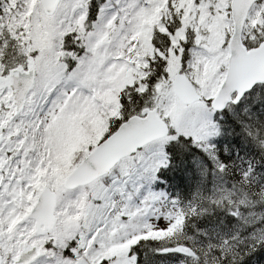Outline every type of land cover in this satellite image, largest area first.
<instances>
[{"label":"snow or ice","instance_id":"snow-or-ice-1","mask_svg":"<svg viewBox=\"0 0 264 264\" xmlns=\"http://www.w3.org/2000/svg\"><path fill=\"white\" fill-rule=\"evenodd\" d=\"M0 264H264V0H0Z\"/></svg>","mask_w":264,"mask_h":264},{"label":"rangeland","instance_id":"rangeland-1","mask_svg":"<svg viewBox=\"0 0 264 264\" xmlns=\"http://www.w3.org/2000/svg\"><path fill=\"white\" fill-rule=\"evenodd\" d=\"M100 118L94 111L82 113L67 127L56 131L53 137L54 159L59 165L72 155L73 149L85 142L92 131L99 125Z\"/></svg>","mask_w":264,"mask_h":264},{"label":"trees","instance_id":"trees-1","mask_svg":"<svg viewBox=\"0 0 264 264\" xmlns=\"http://www.w3.org/2000/svg\"><path fill=\"white\" fill-rule=\"evenodd\" d=\"M166 190L173 196H179L182 199H188L191 193L195 190V183L186 186H176L175 184H168L165 186ZM191 234V231L189 232Z\"/></svg>","mask_w":264,"mask_h":264}]
</instances>
